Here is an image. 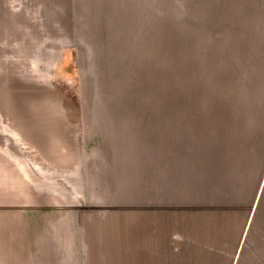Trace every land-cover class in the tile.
<instances>
[{"label": "crops", "instance_id": "obj_1", "mask_svg": "<svg viewBox=\"0 0 264 264\" xmlns=\"http://www.w3.org/2000/svg\"><path fill=\"white\" fill-rule=\"evenodd\" d=\"M173 13L165 26L156 17ZM174 20L182 28L172 30ZM156 30L173 43L164 45ZM162 49L218 52L216 81L197 106L198 122L154 150L161 172L154 166L152 196L130 227L135 240L133 229L125 237L127 258L264 264V0H0V67L62 66L67 57L76 66L78 51L95 52L97 60V52ZM9 132L0 137L8 140ZM10 134L38 154L33 160L25 148L26 157L15 155L0 143V207L8 204L2 196L34 193L32 179L46 164L60 170L65 163L48 154L44 134ZM7 219L0 215V231L22 220ZM8 233L10 247L17 231ZM5 247L0 242V264L17 257Z\"/></svg>", "mask_w": 264, "mask_h": 264}, {"label": "rangeland", "instance_id": "obj_2", "mask_svg": "<svg viewBox=\"0 0 264 264\" xmlns=\"http://www.w3.org/2000/svg\"><path fill=\"white\" fill-rule=\"evenodd\" d=\"M156 17L164 26L177 18ZM171 26L182 28L175 20ZM156 32L164 45L171 42L170 34ZM73 54L76 66L67 57L62 66L0 67V133L10 130L0 143L15 155L26 148L35 160L36 150L24 145L31 143L10 133H42L48 154L65 161L60 170L46 164L32 179L34 193L2 196L9 204L0 207L2 219H22L0 231L1 245L17 252L10 264H136L127 258L125 237L133 229L135 240L130 227L152 196L154 166L161 172L153 152L198 122L197 106L216 81L218 52L108 51L97 52V60L95 52Z\"/></svg>", "mask_w": 264, "mask_h": 264}]
</instances>
